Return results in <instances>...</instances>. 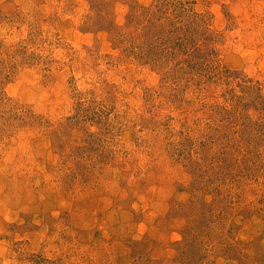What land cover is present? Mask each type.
Listing matches in <instances>:
<instances>
[{
    "label": "rangeland",
    "instance_id": "rangeland-1",
    "mask_svg": "<svg viewBox=\"0 0 264 264\" xmlns=\"http://www.w3.org/2000/svg\"><path fill=\"white\" fill-rule=\"evenodd\" d=\"M0 264H264V0H0Z\"/></svg>",
    "mask_w": 264,
    "mask_h": 264
}]
</instances>
